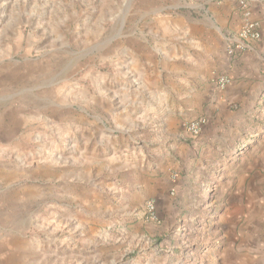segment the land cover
<instances>
[{
  "label": "rangeland",
  "instance_id": "1",
  "mask_svg": "<svg viewBox=\"0 0 264 264\" xmlns=\"http://www.w3.org/2000/svg\"><path fill=\"white\" fill-rule=\"evenodd\" d=\"M218 1L0 0V264H264V0Z\"/></svg>",
  "mask_w": 264,
  "mask_h": 264
},
{
  "label": "built area",
  "instance_id": "2",
  "mask_svg": "<svg viewBox=\"0 0 264 264\" xmlns=\"http://www.w3.org/2000/svg\"><path fill=\"white\" fill-rule=\"evenodd\" d=\"M239 6L245 7L247 0H235ZM241 36L248 37V38H258L259 32L257 31L254 24H245L244 29L242 30ZM218 84L220 87H223L226 85L225 78H220L218 81ZM205 120L204 118H194L186 122L185 128L191 135H197L199 133V130L201 129L202 125L204 124ZM148 213H153V206L151 204L147 207Z\"/></svg>",
  "mask_w": 264,
  "mask_h": 264
},
{
  "label": "crops",
  "instance_id": "3",
  "mask_svg": "<svg viewBox=\"0 0 264 264\" xmlns=\"http://www.w3.org/2000/svg\"><path fill=\"white\" fill-rule=\"evenodd\" d=\"M237 3V2H236ZM226 3L224 2V0H219L217 3H216V6H218L219 8H220V10H223L225 7H226V5H225ZM237 5H238V3H237ZM217 7V8H218Z\"/></svg>",
  "mask_w": 264,
  "mask_h": 264
}]
</instances>
